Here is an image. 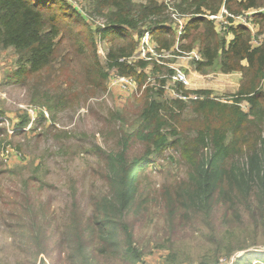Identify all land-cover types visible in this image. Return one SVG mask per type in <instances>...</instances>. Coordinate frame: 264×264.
I'll list each match as a JSON object with an SVG mask.
<instances>
[{"label": "trees", "instance_id": "obj_1", "mask_svg": "<svg viewBox=\"0 0 264 264\" xmlns=\"http://www.w3.org/2000/svg\"><path fill=\"white\" fill-rule=\"evenodd\" d=\"M173 3L181 15L192 16L178 52L173 50L175 33L166 7L156 0H80V9L65 0H0V55L9 50L14 55V69L5 70L0 79L4 85L22 86L29 103L38 106L33 122L27 111L17 114L12 138L39 136L37 130L50 123L44 111L54 121L59 113L102 94L109 71L133 78L139 88L138 96H130L124 107L101 116L98 133L104 147H96L100 156L96 163L103 176L102 189L90 197L87 216L81 212L75 181L69 207L60 220L48 204L37 199L44 185L43 162L22 179L12 197L0 192V217L6 232L32 252L19 264H45L53 235L56 257L51 264H92V252L139 264L142 254L129 219L149 202L147 165L168 151L176 153L185 168V178L162 191L170 218L177 213L184 218L190 213L209 217L214 203L234 211L236 204L246 205L251 199L258 209H264V40L256 47L252 44L264 34V14L251 18L258 28L256 34L244 26L232 27L228 42L213 22L196 16L217 14L222 6L238 16L264 8V0ZM93 18L101 19L103 26L95 25ZM144 29L158 51H173L177 56L196 49L201 56V61L193 63L198 73L208 69L240 73L237 92L228 95L230 102L210 98L208 90L192 91L179 84L175 87L178 93L199 98L168 97L162 87L172 74L166 66L171 61L163 60L161 65L128 61L137 47L134 37L140 38ZM102 44L106 52L101 60L98 46ZM148 67L154 83L148 82ZM241 103L247 105L245 111ZM4 116L0 110V118ZM41 134L69 138L67 132L51 127ZM9 137L0 125V150ZM134 146L141 147V154L129 158ZM4 172L10 170H0V176ZM255 252L244 253L235 264H249L254 255L264 264V252Z\"/></svg>", "mask_w": 264, "mask_h": 264}, {"label": "rangeland", "instance_id": "obj_2", "mask_svg": "<svg viewBox=\"0 0 264 264\" xmlns=\"http://www.w3.org/2000/svg\"><path fill=\"white\" fill-rule=\"evenodd\" d=\"M65 1L74 4V1L80 0ZM93 20L99 26L104 23L101 19ZM263 40L264 34L258 35L257 44L259 41L260 44L263 43ZM105 48L106 45H100V52L105 53ZM99 57L103 59L101 53ZM165 60L174 62L175 66L184 70L189 83L186 87L188 90H208L211 92L210 98L222 103L230 102L228 95L237 92L242 79L240 73L223 74L208 69L201 74L195 70L193 63L178 58ZM13 66L12 51L1 53V79L2 73L7 69H14ZM113 74L111 72L110 77ZM129 97L120 88L111 86L108 76L106 90L102 94L87 99L75 109L59 113L54 121L47 113L50 123H45L42 125L43 129L37 130L36 134L39 136L12 138V127L17 123V114L25 111L29 113V110L35 108L36 119L38 106L29 103L22 86L4 85L1 81L0 110L5 112V116L0 118V125L7 129V135L11 137L6 139V145L0 150V170H10L0 176V192L12 197L13 191L20 188L22 179L43 162L41 180L44 185L37 199L40 197L43 203L48 204L60 220L69 207L70 187L75 181L81 212L84 217L87 216L91 210L90 197L97 195L102 189L103 176L96 163L100 157L96 147H104L98 133L101 116L107 110L124 107ZM240 106L244 111L247 109L245 103ZM47 127L67 132L69 138L55 139L51 135L41 134ZM140 154L141 147L134 146L128 156L139 157ZM145 176L148 179L146 183L150 184L149 202L139 208L141 210L136 217L129 219L135 245L142 254L139 264H171L173 261L174 264H213L217 259L230 254L232 260L228 264H235L244 252H264V209H258L253 199L246 205L236 204L234 211H225L222 203H214L209 217L190 213L184 218L177 213L170 218L162 203V191L174 185V181L185 178V168L178 162L177 154L168 151L154 157L153 162L147 165ZM2 223L0 217V264H19L31 257L32 252L15 243ZM242 248L244 250L240 251ZM49 255L50 259L43 258L45 264H51L56 257L54 235L49 242ZM91 257L92 264H129L119 258L97 256L94 252ZM257 257L258 255H254L249 264H263L258 262ZM60 264L65 263L63 261Z\"/></svg>", "mask_w": 264, "mask_h": 264}, {"label": "built area", "instance_id": "obj_3", "mask_svg": "<svg viewBox=\"0 0 264 264\" xmlns=\"http://www.w3.org/2000/svg\"><path fill=\"white\" fill-rule=\"evenodd\" d=\"M156 2L159 5L162 4L166 7V13L168 14L169 19L171 20V26L175 33L176 43L174 45L173 50L177 51V49L181 45L180 39L182 38V35L184 33L185 26L188 23V21L192 18V16L181 15L179 12H177L174 8L173 0H156ZM72 5H74L77 9L81 8L79 5V2L74 1V4ZM262 11H264V8L259 9V10H250L246 13H243L242 15L233 16L224 8V6H222L220 11L217 14L196 15V16H199V17L202 16L210 20L211 22H213L216 32L219 34H224L228 42L232 39L231 38L232 35L229 32L230 28L232 27L244 26L248 30H250V32H252L253 34H256L258 31V28L251 22V18L256 13L264 14V12ZM103 24L101 26H103ZM95 25H96V22H95ZM254 31L256 32L254 33ZM136 40L138 42L137 47H136L135 53L133 54L132 58L128 60L129 63H133L137 60H141V61H146L148 63H156L158 65H161L163 64L162 61L165 60V58L176 59V60L178 58V60H182V61L190 62V63H196V62L201 61V56L196 49L192 50L189 53L177 54V56L173 55V51H168V52L158 51L156 45L151 41L150 32L146 29H144V33L142 34L140 38H137L136 36ZM252 44L253 46L256 47L260 45V41L257 44V39H256L255 41H252ZM99 46H98V54L101 53V55L104 58L105 53L100 52ZM166 66L172 71V74L169 77H167L166 84L162 87L166 95L170 98H178L183 101L197 100L199 98L197 95L191 94L188 96H184L175 90V87L177 86V84L183 86L184 89H188L186 87L189 85V83H188L184 70L177 67V65L175 66L174 62L169 63ZM111 72H114V74L110 77ZM110 73H109V78H110L111 86L120 88L123 93L125 94L128 93L129 96H132V95L138 96L139 88H138L136 81L133 78L126 77V76H119L114 70L110 71ZM145 73L148 76V82L154 83V78H152V75L149 73V67L145 70ZM0 84H1V79H0ZM261 87L262 89H264V79L261 82ZM35 112H36L35 108L34 110H29L28 114L31 117L30 118L31 122L35 120ZM44 115L46 118H48L47 113L45 111H44ZM30 126L31 125L29 124L26 130L29 129ZM231 260H232V257H229V258L223 257V258L218 259V262L216 264H228Z\"/></svg>", "mask_w": 264, "mask_h": 264}, {"label": "crops", "instance_id": "obj_4", "mask_svg": "<svg viewBox=\"0 0 264 264\" xmlns=\"http://www.w3.org/2000/svg\"><path fill=\"white\" fill-rule=\"evenodd\" d=\"M190 81V84H191V80H189ZM191 86L193 87V85L191 84ZM202 89V88H201ZM201 89H199V90H201ZM190 90V89H189ZM197 89H192V91H196Z\"/></svg>", "mask_w": 264, "mask_h": 264}]
</instances>
